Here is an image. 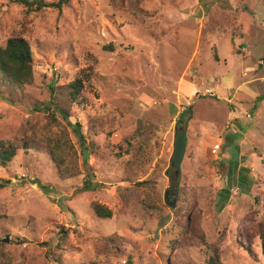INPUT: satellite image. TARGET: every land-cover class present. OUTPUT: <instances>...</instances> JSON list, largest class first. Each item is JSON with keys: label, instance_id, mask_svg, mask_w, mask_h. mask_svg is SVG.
I'll return each mask as SVG.
<instances>
[{"label": "rangeland", "instance_id": "rangeland-1", "mask_svg": "<svg viewBox=\"0 0 264 264\" xmlns=\"http://www.w3.org/2000/svg\"><path fill=\"white\" fill-rule=\"evenodd\" d=\"M139 6L143 13L134 14L129 0H68L61 10L28 12L0 0V46L33 19L25 32L35 62L28 103L50 100L48 86L76 78L87 56L100 74L86 84L87 100L71 107V122L93 144L94 189L78 191L87 177L71 132L77 152L69 158L80 175L59 177L40 142L41 150L21 147L0 165V239L10 264H206L217 247L225 264H264L258 239L250 251L237 241L264 222V0ZM29 106L0 97V140L22 144L28 121L40 136L60 133ZM180 121L187 147L177 167ZM149 179L150 187L136 185ZM95 200L113 216L98 217ZM184 216L197 231L182 232ZM61 226L68 234L58 245Z\"/></svg>", "mask_w": 264, "mask_h": 264}, {"label": "trees", "instance_id": "trees-1", "mask_svg": "<svg viewBox=\"0 0 264 264\" xmlns=\"http://www.w3.org/2000/svg\"><path fill=\"white\" fill-rule=\"evenodd\" d=\"M8 1L12 4H20L25 7H28V12H39L47 7H56L61 10L62 5L68 2V0H58L52 2L49 0ZM140 1L141 0H129V5L132 7L134 14L143 13L142 8L139 6ZM122 2H126V0H122ZM32 23L33 19L29 17L24 18L21 21L22 29L18 32L13 33L7 39L5 45L0 46V97L8 101L10 104L24 105V103H27L31 105L29 106V108L30 113L32 115L37 112L40 113L41 116L38 120H45L46 128L50 129L54 126L59 127L60 133L50 132L49 135L40 136L42 132L36 131V125L28 121V127H26L21 134L23 135L20 138L22 144H17L15 141L12 140H0V165L8 166L10 163H12L18 154L19 148L21 147L25 151H28L33 147H35L38 151L41 150V146L38 145V142H40L44 145V147H46L49 155L51 156L52 161L56 164L59 177L70 178L80 175L81 169L78 167V164L73 161V158H69L71 157V150L73 151V155L77 152L75 146H73L74 144H71V132L73 135L76 136L78 143L81 146V153L83 155L82 169L85 171V176L87 177L84 181L83 186L79 188L78 191L83 192L86 190L94 189L96 186V182H94L95 174L88 160L89 149L90 146L93 144L91 142H87L82 124L79 122H71V107L73 104H81L87 100V97L84 94L86 84L92 85L94 80L98 76H100L97 70L96 59L87 56L85 59V66L80 70V73L76 78L61 85L48 86V92L51 96L50 100H36L34 103H28L27 100L29 99L25 98V88L27 85H32L35 82V62L33 49L31 47L30 40L25 36V32L27 31L28 26H30ZM109 47H111L110 49H112V44H110ZM214 58L215 60L219 61L220 57L218 53L215 52ZM182 116L183 114L181 115V117ZM141 123L142 121H140V124ZM140 132L141 131L137 130V132H135L133 136H131V138L134 137L136 133ZM234 156L236 157L237 155ZM68 162H70V165L67 167L66 164ZM233 164L234 162L229 157V162L227 165H225V167H227L228 169V174L233 168ZM155 182V180L152 181V179H149L136 182V185H147L148 187H150ZM244 182L241 183V185H244ZM248 183H245L244 186H249ZM227 198L228 196L225 195V199ZM223 207L224 204H221L219 209H222ZM91 208L93 209L95 214L100 218H111L113 216L112 209L100 201H92ZM182 212L183 210L180 207L174 208L176 219H180V215ZM191 222L192 218H189L187 220L185 219V221L180 224L183 225L182 229L186 228V230H182V232H185L187 230L189 232L197 231V228ZM258 225V234H253L247 229L245 231L239 232V237L237 238V241L242 246H245V248L248 249L249 247L248 250L250 251L251 244L255 243L256 239H258L260 253L262 254V256H264V230H262L264 229V222H260ZM59 234L60 237L58 245H61L66 240L68 228H66L65 226H61ZM244 236L246 239H244ZM4 245L5 243L3 242V239H0V264H10L9 261L4 260V258L7 257V252L2 247ZM167 263L173 264L172 261H170L169 259L167 260ZM82 264L96 263L83 262ZM206 264H225V262H223V260L221 259V251L218 247L216 248L213 254H210L209 258L206 261Z\"/></svg>", "mask_w": 264, "mask_h": 264}, {"label": "water", "instance_id": "water-1", "mask_svg": "<svg viewBox=\"0 0 264 264\" xmlns=\"http://www.w3.org/2000/svg\"><path fill=\"white\" fill-rule=\"evenodd\" d=\"M187 147V126L182 121L175 126V140L171 161L177 163L180 167V162L183 159Z\"/></svg>", "mask_w": 264, "mask_h": 264}, {"label": "built area", "instance_id": "built-area-1", "mask_svg": "<svg viewBox=\"0 0 264 264\" xmlns=\"http://www.w3.org/2000/svg\"><path fill=\"white\" fill-rule=\"evenodd\" d=\"M220 149V144H216L215 145V150H219Z\"/></svg>", "mask_w": 264, "mask_h": 264}, {"label": "crops", "instance_id": "crops-1", "mask_svg": "<svg viewBox=\"0 0 264 264\" xmlns=\"http://www.w3.org/2000/svg\"><path fill=\"white\" fill-rule=\"evenodd\" d=\"M220 60V59H219ZM191 94V93H190ZM230 96V95H229ZM236 120V119H235Z\"/></svg>", "mask_w": 264, "mask_h": 264}]
</instances>
